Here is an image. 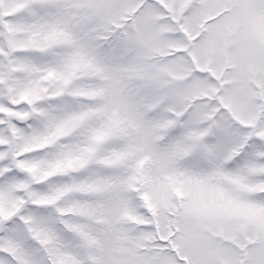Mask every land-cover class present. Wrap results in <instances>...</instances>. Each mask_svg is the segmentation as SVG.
<instances>
[{
	"label": "snow or ice",
	"instance_id": "6c2138e0",
	"mask_svg": "<svg viewBox=\"0 0 264 264\" xmlns=\"http://www.w3.org/2000/svg\"><path fill=\"white\" fill-rule=\"evenodd\" d=\"M0 264H264V0H0Z\"/></svg>",
	"mask_w": 264,
	"mask_h": 264
}]
</instances>
